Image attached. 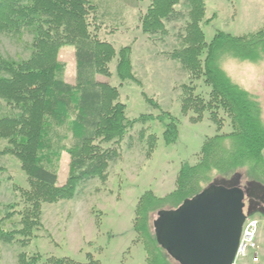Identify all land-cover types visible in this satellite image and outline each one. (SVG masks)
<instances>
[{"label":"trees","instance_id":"16d2710c","mask_svg":"<svg viewBox=\"0 0 264 264\" xmlns=\"http://www.w3.org/2000/svg\"><path fill=\"white\" fill-rule=\"evenodd\" d=\"M210 19L204 0H148L138 13L136 25L147 38H164L176 27L169 24L182 21L176 34L179 44L168 55L187 74L179 86L181 112L191 114V121L206 112L217 129L204 140L195 163H181L174 189L163 196L151 190L139 196L132 231L144 248L143 264H178L158 243L150 216L176 208L211 184L243 188L246 214L264 217L263 105L220 65L222 56L261 60L264 25L244 35L219 30L206 41L203 23ZM103 25L91 0H0V34L28 50L25 58L0 55V155L16 160L26 177V186L12 183L15 201L0 203V242L23 246L37 237L43 205L73 200L93 180L105 183L125 145L143 142L151 153L158 137L148 128L135 127L137 123L167 117L163 141L170 144L178 138L177 120L170 113L131 119L118 87L98 79L115 71L119 85L136 81L131 45L115 47L101 34ZM67 45L73 47V83L66 81V64L59 59V50ZM109 97L112 109L104 113ZM225 122L229 131L219 132ZM63 153L68 155V170L60 185ZM3 173L0 166V176ZM86 258L79 262L18 251L16 264H102L89 253Z\"/></svg>","mask_w":264,"mask_h":264},{"label":"rangeland","instance_id":"374dc122","mask_svg":"<svg viewBox=\"0 0 264 264\" xmlns=\"http://www.w3.org/2000/svg\"><path fill=\"white\" fill-rule=\"evenodd\" d=\"M91 1L96 4L99 21L105 24L100 30L105 35L103 37L115 47L131 45L136 81L119 85L113 68L112 76L99 75L98 79L118 87L119 99L125 104L126 115L131 119L141 114L157 116L161 112L170 113L177 120L178 138L170 144L163 141V124L168 122L167 117L160 118L161 121L152 119L144 124L137 123L135 127L148 128L149 132L157 135L155 149L148 154L143 142L132 147L125 145L121 158L111 166L105 183L93 180L73 200L44 204L42 226L36 231L37 237H32L23 246L0 242V264H16L18 251L70 257L79 262H84L89 253L102 264H143L145 251L132 231L139 196L146 190L163 196L174 189L181 163H195L204 140L217 133L206 112L198 121H191V114L183 115L181 112L179 86L186 81L187 74L168 55L179 44L176 34L182 21L169 24L176 27L170 29L164 38H147L136 24L139 11L147 6L148 0ZM204 3L205 17L211 18L203 23L206 41H210L219 30L244 35L264 25V0H204ZM24 39L29 40L27 36ZM0 55L25 58L28 50L15 38L0 34ZM59 59L66 64V81L73 83V47L63 46L59 50ZM220 65L232 81L259 99L263 105L264 121V57L250 61L222 56ZM112 101V98L105 99L104 113L111 111ZM228 131L229 125L225 122L219 132ZM0 166L5 169L0 176V203L13 202L12 183L26 186V177L17 161L9 155H0ZM67 170L68 155L63 153L58 165V184L65 181ZM242 179L245 182L246 179ZM244 201L248 210L247 197ZM150 217V220L154 219L152 214ZM258 219L257 248L254 251L259 257L256 264H264V217ZM250 261L249 258L238 259L236 264H252Z\"/></svg>","mask_w":264,"mask_h":264},{"label":"water","instance_id":"95a60500","mask_svg":"<svg viewBox=\"0 0 264 264\" xmlns=\"http://www.w3.org/2000/svg\"><path fill=\"white\" fill-rule=\"evenodd\" d=\"M244 198L239 186L211 184L176 208L158 211L152 221L158 243L178 264H232Z\"/></svg>","mask_w":264,"mask_h":264},{"label":"built area","instance_id":"2783aa9c","mask_svg":"<svg viewBox=\"0 0 264 264\" xmlns=\"http://www.w3.org/2000/svg\"><path fill=\"white\" fill-rule=\"evenodd\" d=\"M256 219H247L243 225L242 235L239 241L237 249V257H244L250 250L256 248ZM253 261H257V257L253 258Z\"/></svg>","mask_w":264,"mask_h":264}]
</instances>
